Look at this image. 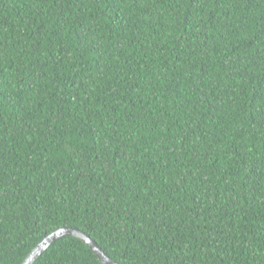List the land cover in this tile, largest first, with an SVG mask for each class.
Wrapping results in <instances>:
<instances>
[{
	"label": "trees",
	"instance_id": "16d2710c",
	"mask_svg": "<svg viewBox=\"0 0 264 264\" xmlns=\"http://www.w3.org/2000/svg\"><path fill=\"white\" fill-rule=\"evenodd\" d=\"M64 227L118 264H264V0H0V264Z\"/></svg>",
	"mask_w": 264,
	"mask_h": 264
},
{
	"label": "water",
	"instance_id": "95a60500",
	"mask_svg": "<svg viewBox=\"0 0 264 264\" xmlns=\"http://www.w3.org/2000/svg\"><path fill=\"white\" fill-rule=\"evenodd\" d=\"M67 237L78 239L84 243L102 264H118L112 260L87 233L82 232L77 228L70 227L59 228L47 235L30 252L22 264H34L51 246Z\"/></svg>",
	"mask_w": 264,
	"mask_h": 264
}]
</instances>
